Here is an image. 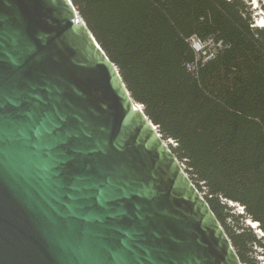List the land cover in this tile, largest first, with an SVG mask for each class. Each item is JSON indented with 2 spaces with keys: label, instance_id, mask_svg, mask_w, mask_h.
<instances>
[{
  "label": "water",
  "instance_id": "95a60500",
  "mask_svg": "<svg viewBox=\"0 0 264 264\" xmlns=\"http://www.w3.org/2000/svg\"><path fill=\"white\" fill-rule=\"evenodd\" d=\"M0 264H243L72 0H0Z\"/></svg>",
  "mask_w": 264,
  "mask_h": 264
},
{
  "label": "trees",
  "instance_id": "16d2710c",
  "mask_svg": "<svg viewBox=\"0 0 264 264\" xmlns=\"http://www.w3.org/2000/svg\"><path fill=\"white\" fill-rule=\"evenodd\" d=\"M72 2L131 96L171 141L241 262L259 264L257 256L264 257V27L255 25L251 4ZM194 36L224 45L211 58L198 59Z\"/></svg>",
  "mask_w": 264,
  "mask_h": 264
},
{
  "label": "built area",
  "instance_id": "2783aa9c",
  "mask_svg": "<svg viewBox=\"0 0 264 264\" xmlns=\"http://www.w3.org/2000/svg\"><path fill=\"white\" fill-rule=\"evenodd\" d=\"M192 46L197 52L198 59L207 60L214 56L217 48L223 47L224 43L222 41H216L214 37H210L207 40H202L197 36L191 38ZM242 210L243 208L240 207ZM263 264H264V259Z\"/></svg>",
  "mask_w": 264,
  "mask_h": 264
},
{
  "label": "rangeland",
  "instance_id": "374dc122",
  "mask_svg": "<svg viewBox=\"0 0 264 264\" xmlns=\"http://www.w3.org/2000/svg\"><path fill=\"white\" fill-rule=\"evenodd\" d=\"M246 1V3L247 4H251V8H253V5H254V3L255 2H257L256 0H245ZM259 2V5L260 6H263V8H264V0H259L258 1ZM262 15H264V12H257L256 10H255V12H254V14H253V17H254V22H255V25L256 26H259V25H257V23H258V19H259V17H261ZM260 27H264V26H260ZM142 107V106H141ZM168 143H170V140H168L167 141ZM238 209H241L240 207H237L236 208V211H239ZM257 258L259 259V264H263V260L262 259H264V257L262 256V255H260V256H257Z\"/></svg>",
  "mask_w": 264,
  "mask_h": 264
},
{
  "label": "bare ground",
  "instance_id": "6f19581e",
  "mask_svg": "<svg viewBox=\"0 0 264 264\" xmlns=\"http://www.w3.org/2000/svg\"><path fill=\"white\" fill-rule=\"evenodd\" d=\"M256 1H259V0H256ZM257 25L264 26V15H262L261 17H259ZM232 204H234V203H232ZM248 223L251 224V225H253V227H257V224H258L256 222H252V221H249ZM258 232L261 233L260 230H258Z\"/></svg>",
  "mask_w": 264,
  "mask_h": 264
},
{
  "label": "clouds",
  "instance_id": "9594fccd",
  "mask_svg": "<svg viewBox=\"0 0 264 264\" xmlns=\"http://www.w3.org/2000/svg\"><path fill=\"white\" fill-rule=\"evenodd\" d=\"M253 11L255 12V10L258 12H264V8L263 6H260L259 3H254L253 5Z\"/></svg>",
  "mask_w": 264,
  "mask_h": 264
}]
</instances>
